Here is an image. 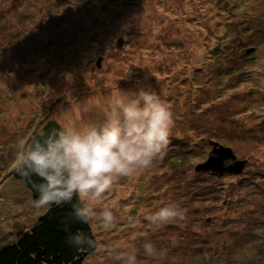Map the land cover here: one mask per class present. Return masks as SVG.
I'll list each match as a JSON object with an SVG mask.
<instances>
[{
  "label": "rangeland",
  "instance_id": "obj_1",
  "mask_svg": "<svg viewBox=\"0 0 264 264\" xmlns=\"http://www.w3.org/2000/svg\"><path fill=\"white\" fill-rule=\"evenodd\" d=\"M258 4L264 0H0V249L47 211L15 175L19 142L48 119L77 122L85 100L144 88L170 106V142L150 168L119 178L101 198L97 211L106 206L116 219L108 228L92 222L97 246L83 264H121L115 257L133 250L137 264H264ZM212 141L246 160L241 172L196 167L214 153ZM169 203L185 219L151 226L146 215ZM145 242L155 257L144 255Z\"/></svg>",
  "mask_w": 264,
  "mask_h": 264
},
{
  "label": "clouds",
  "instance_id": "obj_2",
  "mask_svg": "<svg viewBox=\"0 0 264 264\" xmlns=\"http://www.w3.org/2000/svg\"><path fill=\"white\" fill-rule=\"evenodd\" d=\"M97 112L103 119L84 120ZM77 122L61 123L51 132L40 130L38 137L21 140L16 168L24 177L36 175L39 198L33 206L45 209L53 204L71 203L75 220L91 225L102 221L105 228L115 222L113 211L97 205L121 177H131L150 168L162 158L169 144L174 124L170 106L156 92L140 88L138 92H110L102 102L85 100L79 108ZM156 228L179 223L185 213L176 203H169L146 215ZM68 242L76 247H92L96 241L82 230L69 234ZM144 255L155 257L151 242L143 245ZM121 264H137L133 250L115 257Z\"/></svg>",
  "mask_w": 264,
  "mask_h": 264
},
{
  "label": "trees",
  "instance_id": "obj_3",
  "mask_svg": "<svg viewBox=\"0 0 264 264\" xmlns=\"http://www.w3.org/2000/svg\"><path fill=\"white\" fill-rule=\"evenodd\" d=\"M257 6L262 7L260 4ZM261 9L263 12L264 5ZM225 34L222 39H226ZM250 47H247L245 51L247 52ZM60 124L54 119L43 121L29 135L27 142L37 138L40 130L51 132L52 129H58ZM15 175L26 182L34 197L39 198L36 185L42 181L38 176L24 177L17 171V168ZM77 202L78 198L74 197L71 203L53 204L48 207L47 211L31 227L32 229L20 231L13 243L0 249V264H83L87 256L95 250L97 241L89 224L72 217V205ZM80 230L96 241L95 246L76 247L68 242L69 234Z\"/></svg>",
  "mask_w": 264,
  "mask_h": 264
},
{
  "label": "water",
  "instance_id": "obj_4",
  "mask_svg": "<svg viewBox=\"0 0 264 264\" xmlns=\"http://www.w3.org/2000/svg\"><path fill=\"white\" fill-rule=\"evenodd\" d=\"M253 47L247 49L251 51ZM232 148L228 145L221 144L217 141H212V152L208 157L196 166L197 168L216 170L218 172H241L245 163V159H236ZM225 157L234 159L232 162L225 164Z\"/></svg>",
  "mask_w": 264,
  "mask_h": 264
}]
</instances>
